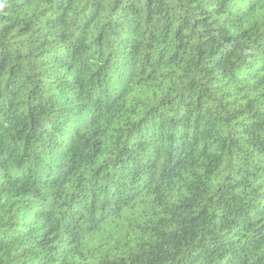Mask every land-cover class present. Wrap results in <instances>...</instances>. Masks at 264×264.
<instances>
[{"label":"trees","instance_id":"obj_1","mask_svg":"<svg viewBox=\"0 0 264 264\" xmlns=\"http://www.w3.org/2000/svg\"><path fill=\"white\" fill-rule=\"evenodd\" d=\"M0 264H264V0H0Z\"/></svg>","mask_w":264,"mask_h":264}]
</instances>
